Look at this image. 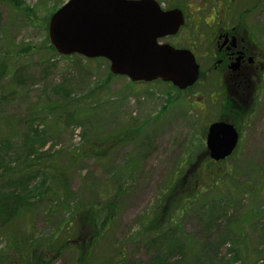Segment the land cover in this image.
Listing matches in <instances>:
<instances>
[{
    "label": "rangeland",
    "instance_id": "rangeland-1",
    "mask_svg": "<svg viewBox=\"0 0 264 264\" xmlns=\"http://www.w3.org/2000/svg\"><path fill=\"white\" fill-rule=\"evenodd\" d=\"M67 1L0 0V62L10 59L12 63L0 75V143L4 144L3 139L11 142L7 158L13 160V148L18 147L17 154L22 155L29 148L26 146L28 140L39 137L32 144L37 151L35 156L40 160L49 154L56 167H68L66 177L71 194L66 202L61 196L54 195L58 185L56 173L52 171L47 178L37 174L31 179L30 186L44 183L46 189L33 195L36 197L31 204L34 207L30 206L27 215H20L13 221L17 229H10L24 234L20 251L23 259L17 257L16 248L11 247V235L5 230V234L0 233V264H34L29 258L32 248L37 249L43 263H48L46 258H49L52 264H75L78 257L74 247L76 242L71 243L73 233L67 234L72 226L69 223L65 226V222L70 221L71 208L87 202L98 190L113 191L116 184L123 183L128 188L118 200L119 212L98 244L95 259L89 264H104L119 249L125 258L123 263L116 264H145L154 253L153 247L144 249L141 244L133 243L144 218L176 177L184 178L177 194L186 186L188 189L194 186L198 193L211 184L210 172L215 168L225 176L214 188L203 192L202 199L208 203L214 198L233 199L228 205V215L233 220L230 229L241 235L238 240L245 243L246 252L242 255L247 261L238 258L236 264H264V231L261 229L264 223L258 220L256 225L251 219L246 226L243 224L248 211L264 194V90L252 97L244 114L228 118L239 133V144L228 159L218 164L206 153L200 157L196 152L192 156L198 158L197 163L189 162L194 145L201 141L204 145L207 126L223 115L220 101L212 103L211 94L218 93L219 82L217 74L208 73L206 62L201 67L204 75L191 89L178 90L159 80L135 85L125 77L116 76L108 80L104 89H99L98 106L90 114L86 111L81 116V113L73 112L69 116L56 112L51 108L56 98L61 97L63 102L66 95L82 97L97 82L103 86L109 72L108 62L102 59L81 61L75 56H58L51 52L45 20H49L53 9ZM161 3L162 6L164 3L190 4L189 0H163ZM12 4L19 7L14 8ZM239 10V2H236L231 10L232 17H236ZM191 11L187 9V12ZM261 12L264 29V3ZM207 14V10L199 12L200 17ZM58 86L61 88L56 89ZM62 86L64 91H61ZM69 88L70 92L67 91ZM134 122L140 126L145 124L149 135L143 143H124L107 159L93 155L83 157V151L92 140L99 142L109 135L119 134ZM71 155L75 159H71ZM127 170L134 174L125 176ZM116 175H122L121 179ZM197 212L186 211L176 218L185 233L196 234L202 230L198 216L194 214ZM221 214L219 209L213 212V215ZM61 222L65 227L56 237ZM26 224L30 226L27 234V228L22 227ZM243 225L244 231L241 230ZM220 229L224 230V225ZM52 237H56L54 242ZM215 237L216 232H213L211 240ZM66 240L71 244L52 259V249L65 245ZM229 243L227 241L221 247V253L230 250ZM6 257L12 258L11 262L3 261Z\"/></svg>",
    "mask_w": 264,
    "mask_h": 264
},
{
    "label": "trees",
    "instance_id": "trees-1",
    "mask_svg": "<svg viewBox=\"0 0 264 264\" xmlns=\"http://www.w3.org/2000/svg\"><path fill=\"white\" fill-rule=\"evenodd\" d=\"M13 1L17 2V0ZM12 5L14 8L19 7L17 4ZM53 11H55V9H53ZM52 12H50V15ZM31 16L33 17V15ZM45 22L48 24V19L45 20ZM48 46L51 52L56 54L52 46L50 44H48ZM75 57L81 61L93 62L97 60H89L76 55ZM10 64H12L10 59L0 62V75L3 72V69ZM112 77L116 76L107 72L103 86L100 87V84L98 85L97 82V85L92 86V89L88 91V93L86 91V94H83L82 97L78 96L73 98L66 95L63 102H61V97L56 98L54 101L55 103L51 102V108L56 112H62L69 116H72L71 114L73 112L81 113V116H83L86 111L90 114V112L98 106V97H101L99 89H104V86L109 83L108 80ZM137 84L144 83H135V85ZM169 86L174 88L171 84H169ZM59 88H61V86L56 87V89ZM71 88L67 89V91L70 92ZM64 90L65 87L61 91ZM222 113L223 115L220 116V120H229L228 118L232 117L231 115L238 114L237 110L225 107L223 108ZM88 114L85 115L88 116ZM154 118L155 117H153L151 121ZM230 122L234 124L233 121ZM145 123L148 125L147 121H145ZM146 130L145 124L140 126L138 122H134V125L123 128L121 133H119L120 135H109L108 137L100 139L99 142L94 138L95 140H92L88 149L83 151V157L93 155V157L96 156L101 159H107L116 147L123 145L124 143L131 144L132 142L139 143L140 141V144L143 143V141H145L144 139L148 138L149 135L146 133ZM33 131L36 132V130ZM38 138L39 137L28 140L26 146L29 148H27L22 155L17 154L18 147L13 148L15 157L13 160L7 158V152L9 151V148H12L11 142L7 139H3L4 144L0 143V233L5 234L3 231L7 230L6 233L11 235V247H14V249L16 248L15 252H18L17 257L19 259H23L20 251L25 240L23 238L24 234L19 230L10 231L12 228L17 229L13 224V221L20 218V215L21 217L27 215L30 211L28 208L30 206L34 207L31 205L33 200L36 199L33 195L36 196L37 193H41L46 189L44 183L30 186V180L35 179L37 174H42L47 178L52 171L53 173H56L55 180L58 185L56 187L57 191L54 192V195L57 198L58 196H61V199H64V202H66L67 198H70L71 196L68 189V177H66L67 171H69L68 167L66 169L56 167L54 165L55 162L52 160V156H48L49 154H46L43 159L39 160L38 157L35 156L37 151L32 145L34 144L35 139ZM197 143V145H194L196 151L192 150L190 153L191 156H189V162L194 161L197 163L198 158H193V153L196 152L201 157L202 153L205 154L206 152L205 143L204 145L202 144V141L201 143ZM89 150H91L90 153ZM71 159H75V156L71 155ZM218 163H221V161L215 164ZM128 173L134 174V171L127 170L124 175L127 176ZM116 176L121 179L122 175ZM224 176L225 173L219 172L218 169H211V184L205 189H201L198 193L194 186H192V188L190 187L191 190L186 186L180 190L179 194H177L179 192L178 188L181 187L184 182V178L180 176L173 180L167 188V191L160 197L146 218H144V221L141 224V231L133 239L134 244H141V247L144 249H146L147 246L150 248L153 247L152 249L154 253L145 264H236L238 258H242L243 262H247L246 260H243L245 258V256H243L244 252H246L245 243L238 240L241 235L232 232L230 229L233 220L230 215H228V205L233 199L229 198L228 200H225L222 198H214L208 203V201L205 198L202 199L201 196L203 192L211 190L220 183ZM127 186V184L124 185L123 183L116 184V188L113 189V191L104 189H101L100 191L98 190L94 193L93 197L87 200V202H81L77 207L71 208L70 221L65 222V226L68 223L69 226H72L67 234L73 233V241L71 243L76 242L74 243V247L78 253V257L75 264H89L95 259L98 244H100L106 236L105 231H107V229L113 224L116 215L119 212L118 200L125 194L128 188ZM218 209L221 210L222 214L213 215V212ZM186 211H198L194 214L198 216V222L201 223L202 230L196 234L185 233L182 224L176 221V218L178 219V216ZM251 219L255 220L256 225H258V220L264 223V194L261 200L248 211L243 224L245 225ZM223 225L224 230H218ZM244 225L241 228L242 231H244ZM65 226L61 222V225L56 231V237L59 236L58 234H61L60 232ZM22 227L24 229L27 228V230H25V234H27L28 229L30 230V226L26 224L25 226L22 225ZM261 229L264 231V224H261ZM213 232H216L217 237L211 240V234ZM56 237H52L51 241L54 242ZM67 240L64 242L65 245L61 244L59 247L52 249L54 254L52 259H54V256L56 259L59 252L67 247L68 244H71ZM227 241H230L229 245L231 248L227 253H221V247H223ZM35 249H31L29 257L31 258L30 263H53L46 257L45 258L48 259L49 262H41L42 259L38 257L39 255L36 253ZM2 255L5 254L3 253ZM124 258L125 254L122 249H119L109 259L105 260L104 264L123 263ZM7 260L8 262H11L12 258L10 259L6 257L3 261Z\"/></svg>",
    "mask_w": 264,
    "mask_h": 264
},
{
    "label": "water",
    "instance_id": "water-1",
    "mask_svg": "<svg viewBox=\"0 0 264 264\" xmlns=\"http://www.w3.org/2000/svg\"><path fill=\"white\" fill-rule=\"evenodd\" d=\"M182 24L180 10L164 12L155 0H68L51 15L48 38L60 55L102 57L114 75L132 82L160 79L184 90L199 76L193 54L157 43ZM237 142L232 124L208 126L205 143L213 161L230 156Z\"/></svg>",
    "mask_w": 264,
    "mask_h": 264
},
{
    "label": "flooded vegetation",
    "instance_id": "flooded-vegetation-1",
    "mask_svg": "<svg viewBox=\"0 0 264 264\" xmlns=\"http://www.w3.org/2000/svg\"><path fill=\"white\" fill-rule=\"evenodd\" d=\"M189 2L184 6L164 3L163 10H181L184 22L176 34L166 36L160 42L190 50L200 70L206 62L208 73L217 74L219 82L218 93L211 94L212 103L220 101L221 108H233L240 115L244 114L252 97L264 90V29L260 19L264 0ZM236 2H239L240 10L232 17L231 10ZM187 9L192 11L189 13ZM202 10H207L205 17L199 16ZM201 74L204 75L202 70Z\"/></svg>",
    "mask_w": 264,
    "mask_h": 264
}]
</instances>
